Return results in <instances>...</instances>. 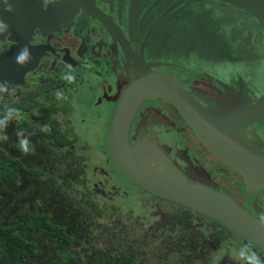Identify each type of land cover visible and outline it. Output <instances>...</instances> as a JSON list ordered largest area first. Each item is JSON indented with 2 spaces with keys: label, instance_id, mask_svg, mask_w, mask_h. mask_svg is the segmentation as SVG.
Segmentation results:
<instances>
[{
  "label": "flooded vegetation",
  "instance_id": "flooded-vegetation-1",
  "mask_svg": "<svg viewBox=\"0 0 264 264\" xmlns=\"http://www.w3.org/2000/svg\"><path fill=\"white\" fill-rule=\"evenodd\" d=\"M176 1L84 0L76 5L69 1L73 6L63 7L44 28L37 23L27 42L9 35L0 39V53L15 44L41 53L12 94L0 97V116L5 105L22 113V119L7 128L8 141H0V173L4 156L19 162L23 169L12 184L15 196L35 203L37 191L24 194L22 182L42 185L44 205H34L40 209L49 210L55 202L50 189L56 186L60 192L68 191L74 202L90 204L101 215L94 222H113L122 210L127 218H141L160 248L162 227L188 221L209 244L210 264H243L236 253L244 245L264 260V246L256 240L198 208L150 191L130 179L112 157L114 116L117 109L121 113L125 97L135 92L134 81L146 75L178 77L195 96L185 107L201 108L203 122H195L197 129L179 108L177 95L165 88L139 91L131 102L127 127L133 154L156 174L160 191H175L172 178L183 181L188 191L211 189L229 195L264 224V165L260 174L256 164L252 172L230 165L238 167L242 155L247 162L264 158V34L251 27L253 21L239 6L192 0L194 10L215 6L224 11L219 28H210L212 22L201 19L197 25L186 20L191 0ZM185 27L190 30L181 36ZM190 35L197 42L191 44ZM70 72L76 77L72 83L62 79ZM57 90L66 99L57 100ZM76 102L89 112L77 121ZM43 125L50 132H42ZM17 130L35 145L33 154L18 150ZM85 133L94 138L92 144L85 143ZM211 145H218V151ZM91 146H96L92 152ZM124 181L141 189L134 194L137 205L130 209L124 204V197L131 195ZM7 184L0 175V206L9 197L1 186ZM69 210L67 215L75 219L77 210L72 205Z\"/></svg>",
  "mask_w": 264,
  "mask_h": 264
},
{
  "label": "trees",
  "instance_id": "trees-1",
  "mask_svg": "<svg viewBox=\"0 0 264 264\" xmlns=\"http://www.w3.org/2000/svg\"><path fill=\"white\" fill-rule=\"evenodd\" d=\"M22 169L19 162L4 156L0 175L8 184L1 186L9 197L1 205L5 207L0 214V264L212 263L209 244L202 242V235L188 221L162 227L165 233L160 235V248L141 218L120 216L113 222L102 219L103 223L94 222L101 215L93 212L90 204L76 199L74 202L68 191L60 192L56 186L50 189L55 202L44 210L34 207L44 205V187L22 182L24 194L30 195V190L38 193L34 199L39 202L30 203V207L22 196H15L12 185L18 182L17 175ZM75 194L77 197V191ZM71 205L73 211L77 210L75 219L66 213ZM61 206L65 209L58 208Z\"/></svg>",
  "mask_w": 264,
  "mask_h": 264
},
{
  "label": "water",
  "instance_id": "water-1",
  "mask_svg": "<svg viewBox=\"0 0 264 264\" xmlns=\"http://www.w3.org/2000/svg\"><path fill=\"white\" fill-rule=\"evenodd\" d=\"M69 1L77 4V1L84 0H45L47 7L43 9V0H9L12 5L13 11H5L4 0H0V18H2L8 25L9 30L5 34H0V39H4L9 35L10 39L16 38L18 36V42H27L31 38L34 28L37 23L40 27L44 28L43 25L47 21L50 22L55 15L60 14L63 7L70 9L72 4ZM186 0H178L177 4H183ZM192 1V0H191ZM188 2L187 13L190 16L186 19L190 22H199L197 25L202 24L201 22L209 21V27H218L217 24L221 16L224 13L223 10L214 8L215 6H210L205 10L200 11L193 9V1ZM219 3L228 4L229 6L235 5V7H241L245 9L243 13L250 17L253 21L252 28L259 29L260 33L264 34V0H218ZM69 3V4H68ZM238 7V8H239ZM241 10L237 11L240 14ZM180 18V17H179ZM184 19V18H183ZM203 19V20H201ZM230 21L231 18L226 19ZM233 20V18H232ZM219 28V27H218ZM189 27L183 28L181 36H185ZM233 34V33H231ZM194 36V35H192ZM190 43L193 44L197 42L195 39L191 38ZM195 38V37H194ZM213 42L215 40L213 39ZM212 43V41H209ZM23 45L15 44L11 48L4 50L0 53V80L10 81L13 85L20 83L23 80L24 74L32 69L40 57V54H32L31 62L25 67H21L15 61V56L17 52ZM173 76V75H172ZM157 86V87H155ZM135 92L125 97L123 103H121L122 109L121 113L116 110L114 121L112 123L110 148L112 151V157L115 163L120 167V169L133 181L143 185L144 187L150 189L152 192H158L162 195L173 197L179 201L185 202L195 208H198L205 213L212 215L224 224H226L231 229H234L243 235L249 236L256 240L258 243L264 246V224L255 218L251 213L243 209L233 198L229 195L215 192L211 189H198L188 191L184 186L183 181L172 178V181L176 182L174 186H171L175 191H160L162 188V183H156V174L148 172V169L140 164L133 154L132 150L134 146L129 145L128 141V131L127 127L129 124V118L131 115V110H129L135 99V94L143 92L144 90H157L158 88H165L168 93L172 95H177L175 100H177L179 108L188 117L192 124L197 128L195 122L202 121V109H193L192 105L188 108L186 103L192 102L193 92L186 87L178 77H168L165 74L158 75H146L138 78L134 81ZM132 99V100H131ZM196 118H195V117ZM198 129V128H197ZM200 135L202 133L199 131ZM215 152L218 151V145H211ZM257 165L256 173L260 174L262 170V165H264V158L258 157L257 161L250 160L247 162L246 156H241V162H239L238 167L233 163L231 166L239 168L242 172H252V168ZM163 181L162 178H160ZM170 181V180H169ZM184 186V188L182 187ZM256 232V233H255Z\"/></svg>",
  "mask_w": 264,
  "mask_h": 264
},
{
  "label": "clouds",
  "instance_id": "clouds-1",
  "mask_svg": "<svg viewBox=\"0 0 264 264\" xmlns=\"http://www.w3.org/2000/svg\"><path fill=\"white\" fill-rule=\"evenodd\" d=\"M54 2V0H53ZM5 11H13L12 5L9 0H4ZM9 30V25L0 18V34H5ZM32 54L30 48L25 45L17 52L15 56V61L21 67H25L28 63L31 62ZM62 79L67 81L68 83H72L76 77L71 72L62 76ZM15 86L10 81H2L0 80V97L4 95H11L14 91ZM54 96L57 100L66 99L64 96V92L62 90H57L54 93ZM22 119V113L20 109L15 107H10L5 105L4 113L0 116V141L7 142L9 137L6 134L7 128L10 123L15 120L19 122ZM42 132L48 133L50 129L47 125H43L41 128ZM16 136L18 138V143L16 147L20 152L24 155L33 154L35 152V145L28 139L22 130L16 131ZM239 261L243 262V264H264V260L260 258L256 251L251 249L248 245H244L241 247L236 253Z\"/></svg>",
  "mask_w": 264,
  "mask_h": 264
},
{
  "label": "rangeland",
  "instance_id": "rangeland-1",
  "mask_svg": "<svg viewBox=\"0 0 264 264\" xmlns=\"http://www.w3.org/2000/svg\"><path fill=\"white\" fill-rule=\"evenodd\" d=\"M77 84V83H76ZM82 103V102H81ZM81 103H78L76 102L75 106L73 107V118L77 121V119L81 116V115H86L88 116L89 112L87 111V109H83L82 108V105ZM84 129V127H83ZM85 130H86V127H85ZM84 137L87 138V140L85 141V143L87 142H90V144H92V142L94 141V138L93 137H90L88 138V134L85 133ZM81 141H84V138L82 137ZM96 148V146H91L90 148V152H92L94 149ZM124 184L129 187L130 191H131V195H127L124 197V204L126 206V209H130V208H133L135 205H137V199L136 197L134 196V194H137V193H141V189H138L136 187H133L131 185H129L126 181H124ZM148 197H151L150 195L147 194ZM31 207V205H30ZM0 209H4L3 206H0ZM2 210L0 212H2ZM141 213V209L137 210ZM124 210L118 212L119 216H121L123 219H126L128 213H123ZM10 218V217H8Z\"/></svg>",
  "mask_w": 264,
  "mask_h": 264
}]
</instances>
